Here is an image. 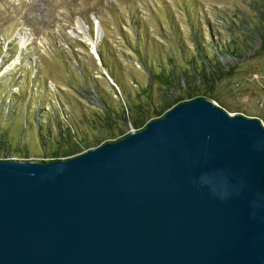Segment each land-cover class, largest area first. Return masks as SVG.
<instances>
[{
	"label": "water",
	"instance_id": "95a60500",
	"mask_svg": "<svg viewBox=\"0 0 264 264\" xmlns=\"http://www.w3.org/2000/svg\"><path fill=\"white\" fill-rule=\"evenodd\" d=\"M0 264H264V124L199 97L73 157L0 159Z\"/></svg>",
	"mask_w": 264,
	"mask_h": 264
},
{
	"label": "rangeland",
	"instance_id": "374dc122",
	"mask_svg": "<svg viewBox=\"0 0 264 264\" xmlns=\"http://www.w3.org/2000/svg\"><path fill=\"white\" fill-rule=\"evenodd\" d=\"M189 92L264 124V0H0V158L79 155Z\"/></svg>",
	"mask_w": 264,
	"mask_h": 264
},
{
	"label": "trees",
	"instance_id": "16d2710c",
	"mask_svg": "<svg viewBox=\"0 0 264 264\" xmlns=\"http://www.w3.org/2000/svg\"><path fill=\"white\" fill-rule=\"evenodd\" d=\"M104 60V59H103ZM104 63H105V61H104ZM196 96H198L197 94L195 95L194 93H191V92H189V93H187L183 98H178V99H176V106L177 105H179V104H181V103H183L185 100H188V98L189 99H193V98H195ZM186 97V98H185ZM196 99V98H195ZM211 99H213V98H211ZM214 100V99H213ZM219 105L221 106V107H223V108H226L225 107V105H223V104H221V103H219ZM163 116H164V114H162ZM160 116V117H163V116ZM126 136H123L122 138H120V139H123V138H125ZM120 139H118V140H120ZM118 140H116V141H118ZM115 142V141H114ZM99 145H97V147H98ZM91 148H93V146H92V143H86V145H85V149L86 150H89V149H91ZM84 149V150H85ZM81 151H80V148H70V149H68L66 152H55V153H53V155H54V157H53V159L54 160H51V161H55V160H58V159H60V158H64V157H66V158H68V157H71V156H74V155H76V154H78V153H80ZM8 157H5V158H0V159H7ZM50 161V162H51ZM42 162H47V161H42Z\"/></svg>",
	"mask_w": 264,
	"mask_h": 264
},
{
	"label": "bare ground",
	"instance_id": "6f19581e",
	"mask_svg": "<svg viewBox=\"0 0 264 264\" xmlns=\"http://www.w3.org/2000/svg\"><path fill=\"white\" fill-rule=\"evenodd\" d=\"M92 42V41H91ZM94 44V42H92Z\"/></svg>",
	"mask_w": 264,
	"mask_h": 264
}]
</instances>
